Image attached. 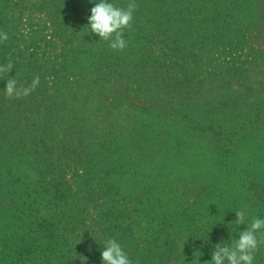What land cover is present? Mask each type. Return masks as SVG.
<instances>
[{"label": "rangeland", "instance_id": "374dc122", "mask_svg": "<svg viewBox=\"0 0 264 264\" xmlns=\"http://www.w3.org/2000/svg\"><path fill=\"white\" fill-rule=\"evenodd\" d=\"M134 2L126 46L112 49L89 32L87 0H57L58 19L0 0V57L82 61L55 66L58 81L37 75L49 66L0 73V264H49L48 235L68 253L127 217L148 240L167 224L174 264H210L213 243L238 235L236 210L247 224L264 216V0ZM117 55L127 63L99 71Z\"/></svg>", "mask_w": 264, "mask_h": 264}, {"label": "trees", "instance_id": "16d2710c", "mask_svg": "<svg viewBox=\"0 0 264 264\" xmlns=\"http://www.w3.org/2000/svg\"><path fill=\"white\" fill-rule=\"evenodd\" d=\"M8 4L13 5V7H17L20 9V13L23 14V11L26 8L28 10L29 16H33L35 12L40 11L42 12L45 9V14L48 17H55L56 19L60 18V14L58 13L62 10V8L57 9V0H6ZM43 13V12H42ZM69 14V13H68ZM70 16V15H69ZM39 41V40H37ZM37 41H34L32 38L31 45L36 43ZM148 43V42H147ZM174 44V43H173ZM1 45V44H0ZM9 45L2 44L0 47V52L6 51ZM40 48V47H38ZM177 51H180L179 47L174 48ZM190 52H194V50H191ZM45 56V54L43 53ZM45 59L43 57V60L39 57H35V54L32 53L30 58L21 60V57L17 60H12L10 63V60L7 61L5 56L0 57V73H3V77H8L11 75H17L19 74V69L22 67H26V75L25 77L27 79H31V75L34 74L35 70H42L45 66H49V68H53V73H39L37 75H46L50 76L48 79L58 81L60 79H63L64 72L62 68L56 69L55 66L62 67V66H68L70 65L73 69L79 68L82 66V61L78 59L77 56H73L72 58H62V60H57V58H50ZM256 58H258L256 56ZM114 62H108L107 64L102 65V68L99 69V71H106V66L111 65V69L120 68V66H123L126 64L127 59L126 56L123 55H117L116 58L112 59ZM133 61H142V59H134ZM170 61L167 62V68L169 69L171 66L168 64ZM238 62H233L230 65L229 69H233V67H237ZM154 69L158 70L160 67L164 68V66L161 65H151ZM234 67V68H235ZM166 68V67H165ZM13 71H9V70ZM29 76V77H28ZM25 77L18 78V79H24ZM50 80V81H51ZM252 91V90H250ZM261 91H258V97L264 98V95L260 94ZM247 95H250L248 92ZM256 95V94H255ZM126 220L128 222H124L122 219L117 218H106V220L102 219L99 226L100 234H96V239L85 241L84 246L81 248H76V251H69L68 253H64L63 250L58 248V244L60 242L59 239H55L52 234L48 235V237H51L50 242L52 243L50 247H47V249H53L50 253L55 257L54 262H49V264H101L100 260V249L105 245L106 240L109 237H116L126 248L128 255L130 259L132 260V264H136L135 259L139 258L141 256H144L143 259H149L152 258L151 262L148 264H174V261L176 260L177 255V246L178 243L176 239L171 238V233L164 232V230L167 228V224H163L165 228L156 229L155 228L158 225V223L153 224L154 226V232L151 233V238L148 240L149 233H143L142 236L138 235L133 226L135 227L134 222L135 220H129L127 217ZM125 220V221H126ZM132 221V223H131ZM178 221L175 220L173 223L176 224ZM170 226V225H168ZM159 228V227H158ZM85 233V232H84ZM104 238L105 240H101ZM208 236H200L196 238V243L198 246L200 245H206L208 242ZM201 247V246H200ZM48 251V250H45ZM85 252V253H84ZM29 257H31L29 255Z\"/></svg>", "mask_w": 264, "mask_h": 264}, {"label": "clouds", "instance_id": "9594fccd", "mask_svg": "<svg viewBox=\"0 0 264 264\" xmlns=\"http://www.w3.org/2000/svg\"><path fill=\"white\" fill-rule=\"evenodd\" d=\"M91 5L88 9L87 23L89 32L98 35L99 39L108 40L112 49H123L127 41L123 37V29L130 25L133 19L136 4L130 2L127 7H120L113 0H87ZM0 36V40H6ZM39 77L34 78L33 87L38 83ZM15 81L8 79L5 83V91L8 95L19 94L15 91ZM30 89H25V94ZM246 211H235L234 223L238 228V235L232 237V229H229L230 237L224 241H215L214 250L211 253L210 264H255V253L261 244H264V216H254L250 224L245 223ZM228 222V223H229ZM246 224L241 229L239 225ZM101 264H132L125 246L116 238L109 237L105 245L100 249Z\"/></svg>", "mask_w": 264, "mask_h": 264}]
</instances>
